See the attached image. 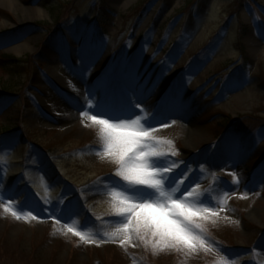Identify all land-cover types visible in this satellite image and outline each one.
Returning <instances> with one entry per match:
<instances>
[{"label": "rangeland", "instance_id": "obj_1", "mask_svg": "<svg viewBox=\"0 0 264 264\" xmlns=\"http://www.w3.org/2000/svg\"><path fill=\"white\" fill-rule=\"evenodd\" d=\"M10 1L0 2V264H264V0ZM112 78L149 115L166 113L154 134L173 141L175 172L189 165L185 184L199 165V191L219 203L209 251L111 238L117 165L97 154L99 129L80 112L88 87Z\"/></svg>", "mask_w": 264, "mask_h": 264}, {"label": "snow or ice", "instance_id": "obj_2", "mask_svg": "<svg viewBox=\"0 0 264 264\" xmlns=\"http://www.w3.org/2000/svg\"><path fill=\"white\" fill-rule=\"evenodd\" d=\"M87 92L86 110H81L80 115L99 129L102 145L97 154L107 156L117 165L114 175L107 178L106 189L112 197L118 224L111 238L119 237L121 244L130 239L142 240L153 249L167 247L194 252L203 248L209 251L206 222H215L219 203L213 199L211 191H199L198 181L203 175L199 165L187 184L184 180L188 179L189 165L185 164L179 172L174 171L180 162L172 159L177 155L173 141L154 134L155 125L167 126L161 119L166 113L158 107L149 115L141 107L142 101L133 100L114 78L89 86ZM98 94L99 100L96 99ZM64 212L67 218L73 214L67 206ZM13 214L19 217L18 213ZM69 230L88 243L95 242L84 232L71 226ZM221 264L226 262L221 261Z\"/></svg>", "mask_w": 264, "mask_h": 264}, {"label": "bare ground", "instance_id": "obj_3", "mask_svg": "<svg viewBox=\"0 0 264 264\" xmlns=\"http://www.w3.org/2000/svg\"><path fill=\"white\" fill-rule=\"evenodd\" d=\"M0 2H3L5 4H10L11 1L10 0H0ZM19 46L17 47V50L19 51ZM23 46V45H22ZM25 46H28V43L25 44ZM62 77L60 79L61 83L64 84V86L68 89L74 88V90L72 91H76L75 88L78 86L79 81L77 80V78H75L73 75H71L69 72L66 73L65 71L62 70ZM129 91V89H127ZM57 103L60 105V100L56 99ZM56 103V101H54ZM56 103V104H57Z\"/></svg>", "mask_w": 264, "mask_h": 264}, {"label": "trees", "instance_id": "obj_4", "mask_svg": "<svg viewBox=\"0 0 264 264\" xmlns=\"http://www.w3.org/2000/svg\"><path fill=\"white\" fill-rule=\"evenodd\" d=\"M54 19H55V22H57V21L59 20V15L56 14V16H54ZM9 59H10V61H19L17 58H15V57H11V56H9ZM223 128H226V126L223 127ZM217 136H218V135H217ZM217 136H216V137H217Z\"/></svg>", "mask_w": 264, "mask_h": 264}]
</instances>
